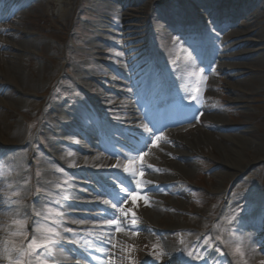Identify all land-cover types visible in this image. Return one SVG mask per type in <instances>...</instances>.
I'll list each match as a JSON object with an SVG mask.
<instances>
[{"label": "rangeland", "instance_id": "374dc122", "mask_svg": "<svg viewBox=\"0 0 264 264\" xmlns=\"http://www.w3.org/2000/svg\"><path fill=\"white\" fill-rule=\"evenodd\" d=\"M104 2L2 1L5 5L0 7V16L3 17L0 21V193L4 199L14 203L7 212L10 220H6L3 211L1 239L26 246L36 226L31 221L44 222L46 209L51 207L64 213L58 229L63 240L55 253L67 256L68 251L75 256L77 251L75 258L80 264H91L93 256L102 260L98 255L100 252L94 248L86 250L84 240L87 237L77 236L81 231L70 228L75 220L73 212H81L76 210L75 204L82 202L83 196L95 197L96 204L88 212L94 226L105 223L107 216L103 205L122 213L112 206L113 198L124 186L120 181H127L134 192L136 189L135 182L124 171L128 159L135 157L132 168L137 170V161L142 166L162 164L147 149L148 155L143 161L139 160L133 151L143 145L134 136L137 127L146 125L152 132L157 127V114L161 112L158 110L159 100L167 87L165 79L170 80L172 88L169 101L175 106L184 105L189 102L187 94L196 83L192 74L203 70L207 81L206 85L201 83L200 86L205 93L202 101L206 112L194 107L181 114L180 117H191L190 128L183 134L189 138L199 130H207L228 138L229 141L223 142L226 148L230 150L235 146L240 149V155L236 160L235 154L229 151L226 163L236 160L234 164L237 167H246L239 172L223 165V154L213 145L192 153L191 158L184 160V165L191 166L188 177L185 179L172 174L169 178L171 184L160 192L163 200L158 208L160 225H155L159 235L136 229L146 225L141 215L136 216L137 234L133 235L132 214L129 212L125 216L126 254L132 258L133 264H139L143 257L155 259L156 253H161L159 260H169L165 250L155 242L164 235L167 237L160 240V244L164 247L169 244V250L176 244L191 245L188 251L177 249L181 258L190 251L203 256V259L190 257L178 264L191 261L195 264H260L264 260V54L260 55L259 51L264 50V0H113L112 6L119 12L114 18L118 25L109 30L115 35H108L105 31L109 26L105 21L111 14H108ZM186 7L190 15L185 14ZM157 13L163 16L164 21L156 16ZM149 20L155 27L156 56L148 42ZM185 20H188L187 24ZM160 28H165V32L166 28L173 30L170 46H176L162 54L161 50L159 54V46L165 43L166 38L158 31ZM224 32L227 33L220 35ZM233 35L237 37L230 43L229 38ZM19 42L24 54L15 49ZM239 42L248 51L256 53L259 68L257 72L250 73L236 69L233 71L235 78L230 79L226 76L232 72L233 64L245 63L244 60H229L244 51L242 48L232 49L231 45ZM181 47L185 49L187 61L176 58L177 49ZM117 52L120 53L118 59L115 57ZM16 53L21 54L18 60L14 57ZM207 59H213L212 63L207 64ZM13 66L17 67V75L22 79V97L11 86L8 69ZM125 70L131 72L129 86L117 82ZM83 81L101 90L103 108L93 111L96 104L89 99L86 88L83 90L80 85ZM228 84L233 85L232 88H228ZM116 89L118 94L113 93ZM133 99L140 105L130 112L125 122L109 118L113 103L116 106L115 103H131ZM85 100L89 103L83 107ZM53 101L60 102L73 117L86 122V130H82L77 139L78 146L71 144L73 135L68 132L56 135L54 128L48 131L41 129L43 117ZM145 108L149 110L146 120H138V112ZM209 114L215 116L214 120L208 119ZM51 115L56 118L52 120L53 127L73 119L54 108ZM105 121L116 124V132H110L116 142L106 135ZM223 126L228 127L226 133ZM174 129L171 127L172 131ZM166 132L160 129L159 135L166 139L158 143L175 150V145L168 144ZM97 133L101 135L102 144L91 154L98 155L102 164L99 171L83 169L86 177L78 178L74 173L81 167L78 163H66L58 148L78 154L80 147L89 146V134L95 136ZM123 135H131L136 145L126 142ZM149 135L143 134L144 138ZM13 192L19 195L13 196ZM88 202L92 201L88 199ZM30 204L38 205L36 212H17L22 205ZM119 204L122 210L129 209L126 204ZM142 207L150 208L138 199L134 212L137 214ZM14 219L25 221L23 230L27 232L28 240L22 236H9L10 232L19 230L12 224ZM229 219L231 223H228ZM168 224L180 229L169 233ZM96 231L100 234L101 229L95 228L90 233L94 235ZM206 238L210 239L209 244L204 243ZM73 239L79 242L70 243ZM191 240H195L194 243ZM96 243L105 248L104 243ZM237 243L244 252L243 259L233 252Z\"/></svg>", "mask_w": 264, "mask_h": 264}, {"label": "bare ground", "instance_id": "6f19581e", "mask_svg": "<svg viewBox=\"0 0 264 264\" xmlns=\"http://www.w3.org/2000/svg\"><path fill=\"white\" fill-rule=\"evenodd\" d=\"M112 1L113 0H105L104 5L107 7V11L108 14H111V17H107V21H105V23H107L109 26H106L107 29L105 30L107 32L108 35H115V34H110V30L109 28L115 25H118L117 21L114 20V18H116L119 15V12L115 10V7L112 6ZM5 5V3H1V6ZM157 17H159L160 19L164 18L161 14L156 15ZM113 18V19H112ZM3 19L2 16H0V21ZM102 29V27H101ZM165 29V28H164ZM163 28H160L158 31H160L166 38L165 43L161 44V46L163 47V50L160 47L159 50H161V54L164 51H168L170 52L171 49L173 50L174 48H176V46H174L173 44L170 46L171 44V40L173 41L174 36L170 33L173 31L171 28H166L167 32L164 31ZM230 30V29H229ZM112 33V32H111ZM220 33V32H219ZM227 32L221 33L225 34ZM118 35V34H117ZM216 36V35H215ZM214 35L212 37H215ZM219 37V36H217ZM237 36L233 35L232 37L229 38V42H235V38ZM216 38V37H215ZM167 42V43H166ZM19 47L17 46L15 49L17 51H21L23 54L25 53V50L22 47L21 42L18 43ZM232 49H235V51H237L239 48L244 49V51H242L241 53H236L235 55H233V57L229 60L231 61H236V60H244L245 63H238V64H233V68H232V72H228L226 77H229L230 79H234L235 78V73L233 72L236 69L239 70H245L247 72H257V68H259V65L256 62V53L255 52H250L248 51L247 47L244 46L243 43L239 42L236 45L232 44ZM17 54V53H16ZM260 55L264 54V50L262 49L261 51H259ZM21 54H17L14 57L18 60V58L20 57ZM117 59L119 58L118 55L115 56ZM176 58L177 59H184L185 61H187L188 59L186 58V52L184 48H178L177 49V54H176ZM214 59V58H213ZM213 59H211L210 61H208V59L206 60L207 64L212 63ZM255 59V60H254ZM102 73V72H100ZM241 73V72H240ZM8 74L10 76V78L12 79L11 81V86L13 88H15V91L17 94H19V97H22L24 95L23 90V86L21 85L22 79L19 78L18 71H17V67L13 66V68L8 69ZM239 74V73H236ZM130 78H131V72L130 71H122L120 78L118 79V83L121 84H126L127 86H129L130 84ZM83 87V90H86L87 95L89 96V99L91 98V100L93 99L95 102V108H93V111L98 110V108H103V98H102V93L101 90H99V88H97L96 86H93L89 83H85L83 81V83L80 84ZM205 86V85H204ZM228 88H232L233 85L228 84L227 85ZM201 87V86H200ZM202 89V88H201ZM117 89L115 90V94L117 93ZM85 92V91H84ZM124 94V93H122ZM131 95V93H129V96ZM168 96V94H164L161 97V103L165 102L168 103V99H166V97ZM205 97V93L204 90L202 89V98L199 104H197L196 102H192V108H197L198 110H202L204 112H206V108L204 107L203 104V98ZM18 102V100H15ZM89 101L85 100V103L82 104L83 107H86V104H88ZM116 106L114 105V103L112 104V106L110 107V112L109 113V118H111L112 120L115 121H119V122H125L129 115L130 112L134 111V109L136 108V106L139 104L137 100H134L131 103L128 102H122V103H115ZM53 108L56 110V112H60V114H66L67 116H72L71 112L68 110H66L62 104L60 102L57 101H53V104L50 105V110H47L43 120H42V125H41V129H46L48 131V129H56L57 130V134L59 133H63V132H68L70 134H72L73 139L71 144L73 146H78V140L80 138L81 135V131L86 130V122H84L83 120L79 119L78 117H73V119L67 123V124H63V125H57L55 127H53L52 125V120L56 119L54 116L51 115V110H53ZM116 109V110H115ZM208 119L210 121L214 120L215 116L212 115H207ZM189 116L186 117H181L179 120L176 121L175 125H177V129H175L174 131H168V144L169 145H175L177 148L175 150L167 147V146H162L157 142V146L156 147H151V141H148L149 147L147 148L148 152L153 153L156 157H158L162 164L159 163H154L152 164V168L155 169H159V172L153 171L152 168H148V166H143L147 169L146 171V175L145 177H139L140 179L144 180V181H148L150 183L147 184V186L144 189V192L147 195L148 200L150 201V208L146 209V208H141L138 209V212L136 214V216L138 215L139 217L142 216V219L144 220V224H146L145 226H137L136 229L140 232L143 233H155L156 235H159L157 228L155 225H160L159 224V213H158V208L162 206L163 204V200L162 197L160 195V192L162 190L163 187L170 185L171 182L169 180V178L171 177L172 174H176L179 175L181 177H184L186 179V177H188V175L191 173V166H186L184 165V160L186 158H191L192 153L200 151L201 149L205 148L206 145H213L215 146L216 150L219 153H222L223 157L221 156V162L223 165L227 166L229 165L231 168L237 170V171H242L246 165L242 168H239L236 166V164H234V162H236L238 156L240 155V149L237 147H231L230 150L228 148H226V146L224 145L223 142L225 141H229L228 138H224L221 137L220 135L217 134H213L207 130H199L197 132V134L191 135V137L187 138L185 133L190 127L188 122L190 121ZM218 120V119H217ZM105 133L107 136H110V132L115 131L116 132V125L113 122H108L105 121ZM78 125L80 126V128L78 127ZM113 125V126H112ZM228 127L227 126H223L222 130L223 132L226 133ZM142 127L139 128L137 130V137L142 141L141 144L144 143L145 139L142 137ZM222 138V139H221ZM89 146L86 147H80L79 148V153H73V152H69L67 150H65L64 148L59 147L58 150L62 153V155L65 157L66 159V163L68 164H72V163H78L79 166L81 167L78 171H76L74 173V176L78 177V178H85V170L91 168L92 170H96L99 171V168L102 164V159L97 155V156H92V152L94 151V149L96 147H101L102 144V140H101V135L98 136L95 134V136L93 134H89ZM114 141V140H113ZM242 141H245L242 138ZM62 143V142H61ZM235 144L236 141H234ZM64 144V142H63ZM66 144V143H65ZM70 147V146H68ZM229 151H232L235 157V161L231 162L229 164H227L226 160L229 158L228 155ZM130 157V156H128ZM171 157V158H169ZM173 158V159H172ZM171 159L173 160L171 162ZM189 164L191 162L187 161ZM137 164L139 166V169L141 168V164L139 161H137ZM250 162L247 163V165H249ZM136 165V164H135ZM85 169V170H83ZM236 175H233V177ZM66 178V177H65ZM61 187V186H60ZM60 190V188L58 189ZM176 195H178V193H176ZM91 198V199H90ZM83 199L82 202H79L77 204H75L76 206V210H81V212H73V218L75 219L73 221V225L70 226V228L72 229H81V230H85L88 232V230L92 229V215L90 217V214L88 213L90 210H92V208L95 206L96 204V199L93 195H89V196H83V198L81 197V200ZM88 199L91 200L92 202H88ZM14 202H10V200L4 199L2 197V194L0 193V213L4 212V215L6 216L7 220H10L9 214L7 216V212H8V208L10 206H12ZM129 208H132V210L134 211V207L132 205V201L128 200V203L126 204ZM167 206L172 207V205L170 203H166ZM37 207L38 205H34V204H30L28 205H22L21 207L18 208L17 212L19 213H24V212H29V213H34L37 211ZM179 208H182V205L179 206ZM103 210L105 211L106 216H115L117 218H119L121 225L124 227L126 226V217L125 215H123L122 213L116 212L115 210H110L108 206L103 205ZM140 212V213H139ZM87 213V215L85 214ZM131 213V212H130ZM136 213V212H135ZM132 214V213H131ZM141 215V216H140ZM36 222H39L38 220L33 219L31 221V224L33 226L36 225ZM32 226V227H33ZM100 228H101V235L104 236V240L102 243H104L105 248L108 249V254L104 255V254H98L99 256L101 255L102 260H100L101 262H103V264H133L132 258L127 256L126 254V250H125V246L128 244L127 241V237L125 236L123 230L120 232H116L115 230V225L111 226L109 228V226H107L105 223H101L100 224ZM177 229H180L179 226L173 225V224H168L167 227V232H171L172 231H176ZM157 231V232H155ZM110 237V239H109ZM167 236L164 235H160L156 240V244H158L159 246H161L167 256L169 257V260H159L157 257L154 259L153 257L149 256V257H143L140 261L139 264H178L179 261L182 260H188L190 257L188 256L187 253H185L183 256V258H181V256H179L177 254V249H183L185 251H188L191 248V245H184V244H176L175 247L171 248L170 250L168 249L169 244H167L165 247L163 245L160 244V240H164L166 239ZM190 241V240H189ZM195 240H191L192 243H194ZM66 243V242H65ZM162 243V242H161ZM66 245L68 246V243H66ZM114 245V246H113ZM66 250V249H65ZM3 251H4V241L3 239H1L0 237V257L3 256ZM67 256H63L62 254H58V253H54V256L51 258L52 260V264H80L78 262V260L75 258V256H71V254L67 251ZM4 259L0 258V263H4ZM192 264H195L194 261H191ZM91 264H98L97 260H93L91 259ZM187 264V263H184Z\"/></svg>", "mask_w": 264, "mask_h": 264}, {"label": "snow or ice", "instance_id": "6c2138e0", "mask_svg": "<svg viewBox=\"0 0 264 264\" xmlns=\"http://www.w3.org/2000/svg\"><path fill=\"white\" fill-rule=\"evenodd\" d=\"M116 55H120V53L117 52ZM192 75L196 78V83L191 87V91L187 95H188L189 103L196 102L197 104H199L202 98V89L200 87V84L204 83L206 85L207 76L203 75V70H201V72L199 73H193ZM200 115H203V113H200ZM196 119L198 120L199 116H197ZM143 127L145 133H150V129L146 125H144ZM164 139L166 138L159 135L150 134L147 138H145L142 147L138 149H133V151L139 156V160L143 161L144 156L148 155V152L145 151V149L149 147L148 141L149 140L151 141V147H156L157 142ZM134 158L135 157L128 159V163L125 165L124 171L128 173L129 176H131L132 180L135 182L136 185L135 192L131 187L128 186V182L122 179L120 183L123 184L124 186L120 187V194L116 195L113 198L112 206L116 207L117 211H121L122 214L125 216H127L129 212L132 213V220H131V224L133 226L132 234L136 235L137 231L135 230V225L138 222L136 213L132 210V208H129L126 211L122 210L119 204V202H122L123 204H127L128 200H131L133 207H136L137 200L139 199L144 201L145 206H150V201L148 200L147 195L144 192L145 187L150 182L138 178V176L143 177L146 174L147 169L143 166H141V168L138 170L133 169L132 160ZM148 168H152V166L149 165ZM152 170L159 172V169L152 168ZM12 195L18 196L19 193L13 192ZM64 199H67V197H64ZM105 203H108V201H105ZM37 215H40V213H37ZM63 215L64 213L60 210H56L51 207L47 208L46 214L43 216L44 222H36V226L33 229L34 235L28 241L26 246H18L10 239H5L3 256L0 258L4 259L7 262V264H52L51 258L54 256V253L58 249V247L61 246V241L63 240V237L61 236V233L58 230L59 225L61 223L60 218ZM231 222H232L231 219H229L228 223ZM24 223L25 221L22 219H14L12 221V224L15 225L19 230L10 232L9 236L11 237L22 236L24 240H28V234L26 231L23 230ZM105 224L109 226V228L115 225L116 232L125 230L121 225L119 218L115 216H108L105 220ZM64 231H71V230L64 229ZM73 235L75 236V233ZM87 235L91 236L92 233H88ZM216 239H219V237H216ZM103 240H104L103 235H96L94 237V240L85 239L84 245L86 246V250L94 248L95 251L107 255L108 249L100 247L99 243H96V242H103ZM78 242L79 241L75 239L70 241V243H78ZM204 243L209 244L210 239L206 238ZM21 245H23V241H21ZM153 247L155 248L156 245H154ZM233 252L234 254H238L241 257V259L244 258V252L239 243L236 244L235 248L233 249ZM187 254L189 257L193 259H203V256L193 251H190ZM156 255L157 258H159L161 253H156ZM92 259L97 260L98 264H103V262H101L99 258L96 256H93ZM260 264H264V260H262Z\"/></svg>", "mask_w": 264, "mask_h": 264}]
</instances>
